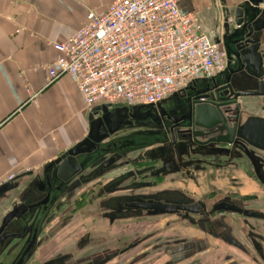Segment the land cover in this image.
Returning a JSON list of instances; mask_svg holds the SVG:
<instances>
[{
	"label": "flooded vegetation",
	"instance_id": "af4514ba",
	"mask_svg": "<svg viewBox=\"0 0 264 264\" xmlns=\"http://www.w3.org/2000/svg\"><path fill=\"white\" fill-rule=\"evenodd\" d=\"M214 2V13L221 19L226 13L233 15L243 0H220L223 7ZM219 30L222 34V28ZM260 41V48H264V32ZM242 46L235 48L238 55L234 53L231 59L227 56V82L222 83L223 77L218 76L210 82L212 89L206 93V101L223 104L222 108L238 106L239 111L264 118V95H236L241 92L236 85H242L234 84L236 76L253 87L264 82L247 76ZM185 97L180 96V115L187 112ZM184 120L177 125L168 118L162 121L174 146L192 139L189 135L193 127L183 125ZM214 144H182L176 147L179 152L175 148L174 161L167 155L165 162L147 160V154L133 150L136 145L123 148L129 151L125 157L129 164L99 177L108 179L96 192H83L59 210L52 209L49 228L66 219L68 222L38 247L30 264H264V199L256 192L244 193L245 183L236 175L243 173L264 193V151L245 141ZM123 174L127 178L113 181ZM202 179L207 180L205 186ZM191 184L194 191L189 190ZM113 188L117 190L108 191ZM120 195L169 204L167 210L175 212L151 214L155 209L110 201L111 196ZM82 215L92 223L80 227L77 230L82 232L68 236L69 240L59 245L58 235Z\"/></svg>",
	"mask_w": 264,
	"mask_h": 264
},
{
	"label": "water",
	"instance_id": "95a60500",
	"mask_svg": "<svg viewBox=\"0 0 264 264\" xmlns=\"http://www.w3.org/2000/svg\"><path fill=\"white\" fill-rule=\"evenodd\" d=\"M263 32L264 0H243L233 15L226 13L221 18L218 29L213 31V38L224 47L229 59L234 53L238 55L235 48L242 44L245 48L241 59L246 65L247 76L264 80V48H260ZM225 76L228 77V69L212 78L195 79L185 89L156 104H121L112 108L106 104L96 106L88 114L89 131L84 139L40 169L20 173L2 183L0 264H30L38 247L46 244L68 222L66 219L56 228H49L52 209L57 211L64 203L76 199L91 181L129 164L125 159L129 151H123V148L136 145L133 150H141L152 162H165L167 155L168 160L174 161L175 148L182 144H236L245 141L264 151L263 117L239 111L238 106L222 108L223 104L206 101V93L212 89L210 82L223 77L222 83H225ZM234 81V84H242L236 85L241 91L237 96L264 95L263 81L259 82V87L248 85L242 77L236 76ZM183 95H186L187 112L180 115V96ZM167 118L174 125L185 119L183 125L193 127L189 135L192 139L189 137L190 140L174 146L162 125ZM182 136L186 137V134ZM173 169L177 171L175 167ZM24 177L30 179L23 182L21 179ZM121 177L113 181L119 183L127 178V174ZM115 190L117 188L108 191ZM120 196H111L110 201L118 200L116 202L120 206L155 209L151 214L175 212L167 210L169 204L141 202L130 196Z\"/></svg>",
	"mask_w": 264,
	"mask_h": 264
},
{
	"label": "built area",
	"instance_id": "2783aa9c",
	"mask_svg": "<svg viewBox=\"0 0 264 264\" xmlns=\"http://www.w3.org/2000/svg\"><path fill=\"white\" fill-rule=\"evenodd\" d=\"M178 2L113 0L89 9L73 35L54 44L60 55L41 68L50 83L69 77L88 112L103 104H156L195 79L212 78L226 68L227 53ZM26 91L36 102V92Z\"/></svg>",
	"mask_w": 264,
	"mask_h": 264
},
{
	"label": "crops",
	"instance_id": "0c3cea01",
	"mask_svg": "<svg viewBox=\"0 0 264 264\" xmlns=\"http://www.w3.org/2000/svg\"><path fill=\"white\" fill-rule=\"evenodd\" d=\"M214 1L178 3L214 36L221 24ZM112 2L0 0V185L8 175L40 169L87 136L89 112L76 85L67 76L50 83L41 66L60 55L54 44L73 35L89 9H105ZM217 4L222 6L220 0Z\"/></svg>",
	"mask_w": 264,
	"mask_h": 264
},
{
	"label": "rangeland",
	"instance_id": "374dc122",
	"mask_svg": "<svg viewBox=\"0 0 264 264\" xmlns=\"http://www.w3.org/2000/svg\"><path fill=\"white\" fill-rule=\"evenodd\" d=\"M217 174H221V173L218 172ZM16 175H18V174L14 173V174H12V177H14ZM236 175L239 176L241 178V180L245 183V188H243V190H242L244 193H246V192L247 193L256 192L261 198L264 199V193L262 191H260L259 189H257L256 186L254 185V183L250 179H248L243 173H236ZM9 176H11V175H8L4 179V181L8 180ZM110 176H112V175H110ZM29 179H30V177H24L23 179H21V181H23V182L25 181L26 182ZM107 179H108V177H105V178H101V179L95 180V181L91 182L90 184H87L86 186H84L83 190L78 194L77 199H78V197H80L79 195L81 193H83V192H85V193L87 192L88 194L96 192L97 189L99 188V185H101ZM202 182H203L204 186L207 184V180L206 179H202ZM221 183H220V185H223V186L225 185L224 182H221ZM166 185H167V187H170V184H166ZM172 186H178V184H174ZM189 190L190 191H194L193 184L190 185V189ZM83 206H84V204H83ZM85 217L82 215V217L80 216L79 218H75L73 224H71L68 228H66L64 231H62L58 235V238H57L56 242L59 245H61L62 242L66 241L65 239L69 240L68 236H74V235L77 234V232L78 233L82 232V230H77V229H79L80 227L87 226V225L92 223V219L91 218H87L86 219ZM101 224H103L105 226V222H102ZM46 248H48V250H49V244L46 246ZM43 250H42V252H43Z\"/></svg>",
	"mask_w": 264,
	"mask_h": 264
}]
</instances>
